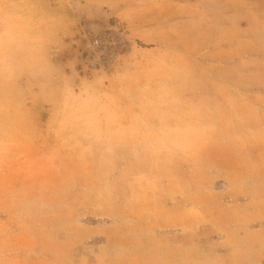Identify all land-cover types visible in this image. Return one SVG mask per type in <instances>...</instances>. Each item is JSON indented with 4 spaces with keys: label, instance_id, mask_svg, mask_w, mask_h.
I'll list each match as a JSON object with an SVG mask.
<instances>
[{
    "label": "rangeland",
    "instance_id": "rangeland-1",
    "mask_svg": "<svg viewBox=\"0 0 264 264\" xmlns=\"http://www.w3.org/2000/svg\"><path fill=\"white\" fill-rule=\"evenodd\" d=\"M151 1L0 0V264H126L140 256L166 264L176 257L164 250H136L140 256L121 250L114 231L109 247L98 250L87 224L105 210L102 202L82 197L81 186L73 185L74 196L64 192L71 186L61 185L60 170L76 181L88 172L79 161L93 156L97 166H90L101 174L110 158L101 159L102 152L133 145L122 134L134 128L147 135L143 147L164 153L180 149L181 138H165L167 132H205L198 107L187 115L172 105L177 95L165 87L167 58L213 50L215 36L228 34L217 28L231 9L238 35L247 37L232 46L249 55L237 65L263 80L264 0ZM165 3L170 10L156 7ZM207 77L190 81L208 84ZM188 140L196 154L199 141L216 139ZM202 173L211 179L209 171ZM91 187L101 190V175ZM207 196L219 206L220 194ZM238 239L231 256L190 249L184 259L231 264L233 256L252 252Z\"/></svg>",
    "mask_w": 264,
    "mask_h": 264
},
{
    "label": "crops",
    "instance_id": "crops-1",
    "mask_svg": "<svg viewBox=\"0 0 264 264\" xmlns=\"http://www.w3.org/2000/svg\"><path fill=\"white\" fill-rule=\"evenodd\" d=\"M159 6L156 7L171 9L168 3ZM228 14L219 23L223 26L217 28V32L228 34L215 36L213 50L203 54L196 49L189 55L182 52L181 59L167 58L166 62L165 87L177 95L172 105L181 107L187 115L191 107H198L196 114L205 132L191 133L189 129L167 132L165 138H181L180 149L166 147L164 153L143 147L141 139L147 135L134 128L131 133L122 134L131 136L133 145L102 152L101 159L110 158L109 165L108 158L104 160L101 174L90 166H97L94 162L97 158L93 156L79 161L88 172L81 173L76 181L68 180L60 170L61 185L71 186L64 192L74 196L79 192L73 187L81 186L82 197L102 202L105 209L102 215L92 214L88 218L94 222L87 224L93 239L99 241L98 250L109 247L110 232L114 231L121 250H164L170 257L177 254L174 259L168 258L166 264H194L195 260L184 259L188 250L200 254L207 249L214 255L231 256L238 249L240 238L243 247L252 252L245 258L233 256L231 264H264V68L259 71L263 80H259L257 71L238 67L239 59L243 61L249 55H240L232 42L246 36L238 35L240 23L234 20L231 9ZM192 76L197 80L208 76L209 82L194 83L190 81ZM148 86L152 88L150 83ZM191 90L202 93L191 97ZM205 91L211 92L206 96ZM203 111L210 116L201 118ZM136 112L135 109L133 113ZM191 137L216 140L199 141L194 154L188 140ZM206 171L211 173V179L202 173ZM100 175L99 191L91 185ZM207 181H211L209 185ZM211 191L220 194L219 206L208 200L207 192ZM223 191L227 195L222 196ZM140 258L141 261L137 258L125 263H162L145 256ZM103 263L112 262L104 259ZM211 264L219 261L215 259Z\"/></svg>",
    "mask_w": 264,
    "mask_h": 264
},
{
    "label": "built area",
    "instance_id": "built-area-1",
    "mask_svg": "<svg viewBox=\"0 0 264 264\" xmlns=\"http://www.w3.org/2000/svg\"><path fill=\"white\" fill-rule=\"evenodd\" d=\"M95 42H97V41H95Z\"/></svg>",
    "mask_w": 264,
    "mask_h": 264
}]
</instances>
